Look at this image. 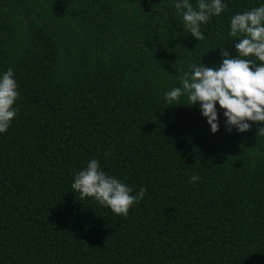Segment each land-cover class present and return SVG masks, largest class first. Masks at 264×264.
Here are the masks:
<instances>
[{
    "label": "trees",
    "instance_id": "obj_1",
    "mask_svg": "<svg viewBox=\"0 0 264 264\" xmlns=\"http://www.w3.org/2000/svg\"><path fill=\"white\" fill-rule=\"evenodd\" d=\"M224 2L195 40L170 0H0L19 93L0 134V264H264L259 122L228 132L217 106L211 133L198 104L162 99L189 65L234 55L229 17L260 0ZM93 157L146 189L126 216L70 189Z\"/></svg>",
    "mask_w": 264,
    "mask_h": 264
},
{
    "label": "clouds",
    "instance_id": "obj_2",
    "mask_svg": "<svg viewBox=\"0 0 264 264\" xmlns=\"http://www.w3.org/2000/svg\"><path fill=\"white\" fill-rule=\"evenodd\" d=\"M170 3L180 15L183 30L195 40L204 38L201 25L219 16L227 6L224 0H195V6L191 0H170ZM228 36L235 41L234 55L222 49L216 65L208 67L201 62L189 65L188 71L177 76L178 86L164 91L162 99L173 104L186 97L187 105L198 104L211 133L218 131V106L226 131L235 129L243 133L259 122L255 136H264V0L231 15ZM17 89L13 70L10 67L0 70V134L8 130L17 114L14 106L19 95ZM110 156L108 151L103 154L105 160ZM198 181L196 174L188 177L189 184ZM70 189L81 199L91 198L117 216H126L146 192L141 186L133 194V189L122 180L106 174L95 157L74 173Z\"/></svg>",
    "mask_w": 264,
    "mask_h": 264
}]
</instances>
